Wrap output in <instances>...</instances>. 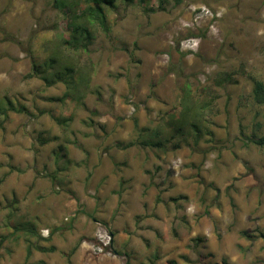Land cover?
<instances>
[{
  "label": "rangeland",
  "instance_id": "374dc122",
  "mask_svg": "<svg viewBox=\"0 0 264 264\" xmlns=\"http://www.w3.org/2000/svg\"><path fill=\"white\" fill-rule=\"evenodd\" d=\"M90 7L0 0V264H264V0ZM52 58L93 66L78 102Z\"/></svg>",
  "mask_w": 264,
  "mask_h": 264
},
{
  "label": "trees",
  "instance_id": "16d2710c",
  "mask_svg": "<svg viewBox=\"0 0 264 264\" xmlns=\"http://www.w3.org/2000/svg\"><path fill=\"white\" fill-rule=\"evenodd\" d=\"M89 4H92L94 7L88 8V15L89 17H92V19L102 27L107 28L106 23V15L103 13V8H109L114 9L117 2H123L128 3L130 0H86ZM75 18H78L75 16ZM73 38L72 41H74L75 45L74 47L78 48L79 46L83 47L84 49H87L91 40L92 35L88 27L77 24L73 26ZM81 38L85 42L80 45V41L78 40ZM86 70H89V72H86ZM93 66L89 65L84 66L83 68L80 67H74L73 65H67V64H61L57 58H52L50 65L45 70L39 69V67L34 66V73L37 74L45 83L47 86L51 87L54 86L57 83H63L66 86V93L64 96L60 99H49L50 101H59V102H65V101H79L83 97L82 91H87L89 89V85L91 82L90 79V72H92ZM31 76V75H30ZM253 99L254 102L264 107V83L261 81H254V87H253ZM193 112L194 108L193 106H186V108L183 110V113L181 115L180 123L178 124V127L176 129L177 134H183L185 127L188 125V122L193 118ZM196 117V116H195ZM194 117V118H195ZM191 122L189 128L195 132V143L199 144L201 141V129L198 126V122L194 121ZM251 142L256 145L257 147L264 149V136L253 139ZM134 143L129 144L128 146H133ZM143 145L148 147H155L158 148L162 146L163 144L161 142L157 143H150V142H144ZM259 238H262L264 240V232H261L259 235ZM39 251L47 252L48 249H45L43 247L38 248ZM31 256V250L28 249L27 257L28 259ZM27 264V263H24ZM223 264H228L226 260H224Z\"/></svg>",
  "mask_w": 264,
  "mask_h": 264
},
{
  "label": "built area",
  "instance_id": "2783aa9c",
  "mask_svg": "<svg viewBox=\"0 0 264 264\" xmlns=\"http://www.w3.org/2000/svg\"><path fill=\"white\" fill-rule=\"evenodd\" d=\"M100 242H101V244L104 245V246H107V245H108V243L106 242V240H101Z\"/></svg>",
  "mask_w": 264,
  "mask_h": 264
}]
</instances>
